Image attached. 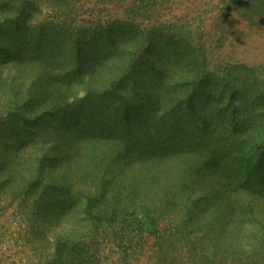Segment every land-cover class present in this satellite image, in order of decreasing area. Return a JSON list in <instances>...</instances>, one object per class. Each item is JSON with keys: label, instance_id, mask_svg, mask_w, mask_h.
<instances>
[{"label": "trees", "instance_id": "obj_1", "mask_svg": "<svg viewBox=\"0 0 264 264\" xmlns=\"http://www.w3.org/2000/svg\"><path fill=\"white\" fill-rule=\"evenodd\" d=\"M177 1L0 0V264H264V0Z\"/></svg>", "mask_w": 264, "mask_h": 264}, {"label": "rangeland", "instance_id": "obj_2", "mask_svg": "<svg viewBox=\"0 0 264 264\" xmlns=\"http://www.w3.org/2000/svg\"><path fill=\"white\" fill-rule=\"evenodd\" d=\"M177 3L183 6L181 9L179 8L177 9L179 16L185 15L186 11H184V6H186V2L182 0H178ZM110 13L111 15L114 16H122L118 14L119 11L118 8L116 7H113ZM236 25L237 28L244 27L243 24L238 25L237 22ZM261 33L262 35L259 33L255 36H252L251 39H249L248 41L242 43L241 42L233 43L230 46L225 45L223 46L222 50H217V51L215 50V52L213 53V57L211 59L212 63L217 64V61H219L220 63H228V62L243 63L251 67L264 64V33L262 31ZM260 128L261 130L259 131V134L264 133V123L263 126H260ZM189 129H191V127H188L186 133H188L189 136H192L194 130L189 131ZM167 138L168 137L163 138L164 139L163 145L167 147L165 156H168V158L175 160L174 158L176 157V142L178 139L174 137H170V140H167ZM242 150L239 148H234L226 151L223 148H220V146L218 147L219 154L217 157L219 158L221 168L224 173V178L227 181H229V179L234 180L235 178L236 181L239 177H241L240 176L241 170H244L243 167L246 165V163L252 164V158H251L252 154H250V151H248L247 148H242ZM255 162L258 163L257 158H255ZM255 165L257 164H252V166ZM244 180L245 178H242L236 183H232V184H234L236 188H239V186H241V184L239 183L243 182ZM141 255L142 254L139 253V258H141Z\"/></svg>", "mask_w": 264, "mask_h": 264}]
</instances>
